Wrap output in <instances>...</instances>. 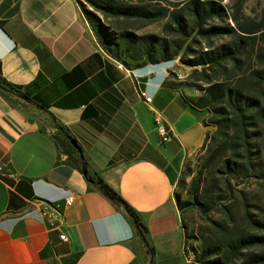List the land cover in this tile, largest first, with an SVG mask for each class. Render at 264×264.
<instances>
[{
    "label": "crops",
    "instance_id": "obj_1",
    "mask_svg": "<svg viewBox=\"0 0 264 264\" xmlns=\"http://www.w3.org/2000/svg\"><path fill=\"white\" fill-rule=\"evenodd\" d=\"M80 2L90 9L84 0H0V77L34 101L0 93V264H149L126 213L66 164L55 123L80 146L87 176L140 214L155 263L183 264L174 193L209 130L206 112L183 99L197 96L184 84L190 68L177 59L126 68L98 44ZM43 203L60 205L53 226L39 217Z\"/></svg>",
    "mask_w": 264,
    "mask_h": 264
},
{
    "label": "trees",
    "instance_id": "obj_2",
    "mask_svg": "<svg viewBox=\"0 0 264 264\" xmlns=\"http://www.w3.org/2000/svg\"><path fill=\"white\" fill-rule=\"evenodd\" d=\"M222 1L84 0L90 9L80 7L98 44L126 68L176 59L190 68L184 84L197 96L183 99L206 112L209 130L174 193L183 264H264V18L256 23ZM157 23L161 34L138 33ZM0 93L34 103L2 77ZM55 126L57 149L83 173L77 142ZM85 177L126 213L149 264H156L140 214L99 177Z\"/></svg>",
    "mask_w": 264,
    "mask_h": 264
},
{
    "label": "rangeland",
    "instance_id": "obj_3",
    "mask_svg": "<svg viewBox=\"0 0 264 264\" xmlns=\"http://www.w3.org/2000/svg\"><path fill=\"white\" fill-rule=\"evenodd\" d=\"M222 3L228 8L229 12L239 9L243 17H247L256 23L264 18V0H223ZM161 27L162 23H157L139 32L141 34L145 32L161 34Z\"/></svg>",
    "mask_w": 264,
    "mask_h": 264
},
{
    "label": "built area",
    "instance_id": "obj_4",
    "mask_svg": "<svg viewBox=\"0 0 264 264\" xmlns=\"http://www.w3.org/2000/svg\"><path fill=\"white\" fill-rule=\"evenodd\" d=\"M178 78H182L181 75L178 76ZM156 133L159 137L160 143H168L171 139L168 130L162 125L161 122H158L156 125ZM3 172V166L0 162V176L2 175ZM12 178H17V176L12 175ZM74 202V199L72 196H69L65 199V205L66 206H71ZM39 212V217L47 222L50 226H53L55 221L62 215L60 205L57 203H43L41 209L38 211ZM62 241H66L65 235H60L59 236ZM187 262L189 261L186 260Z\"/></svg>",
    "mask_w": 264,
    "mask_h": 264
},
{
    "label": "water",
    "instance_id": "obj_5",
    "mask_svg": "<svg viewBox=\"0 0 264 264\" xmlns=\"http://www.w3.org/2000/svg\"><path fill=\"white\" fill-rule=\"evenodd\" d=\"M73 145H74V147L77 149V151L80 153V156L83 157V156H82V155H83V154H82V151L78 148V145H77V144H73ZM84 174L87 175L85 170H84Z\"/></svg>",
    "mask_w": 264,
    "mask_h": 264
}]
</instances>
